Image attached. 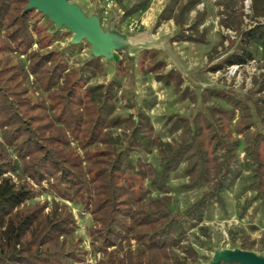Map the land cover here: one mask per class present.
Listing matches in <instances>:
<instances>
[{"label": "trees", "instance_id": "trees-1", "mask_svg": "<svg viewBox=\"0 0 264 264\" xmlns=\"http://www.w3.org/2000/svg\"><path fill=\"white\" fill-rule=\"evenodd\" d=\"M201 1L169 0L155 27L173 21L179 29L176 40L206 43V29L200 27L208 12H196L191 23L186 21ZM243 1L215 2L222 9L220 24L236 33L237 42L235 52L211 71L245 65L258 50L264 51V24L241 29ZM252 1L254 16L264 17V0ZM150 3L134 0L131 7L123 9V19L145 12ZM27 5V0H0V264H84V252L77 246L70 251L63 248L75 231L72 213L65 204L56 202L48 213L46 203L29 204L38 192L27 179L37 186L47 181L48 191L56 198L90 213L93 225L87 237L101 255L94 264L195 261V252L181 244L183 225L187 219L201 221L207 199L220 201V195L235 183L238 174L232 166L241 142L245 158L253 167L257 198L264 203V71L252 79V87L244 95L224 89L203 90L201 108L194 116L175 120L183 129L179 140L174 144L163 142L154 136L144 114L126 121L114 116L113 82L89 86L83 92L77 87L87 75L100 71L98 59L89 61L82 75H75L58 62L54 52L30 51L41 27L39 12L27 9ZM10 51L28 55L26 69L13 66L3 56ZM140 65L146 74L180 92V74L174 70L160 72L164 63L153 52L143 51ZM29 75L34 77L33 93ZM181 97L188 98L187 91H181ZM211 98L221 100L228 108L207 105ZM236 113L237 137L231 130ZM124 123L129 133L123 144L119 137H113L112 129ZM71 140L83 152L82 159L69 150ZM153 148L160 155L157 170L131 158L133 152ZM183 161L187 163L188 187L202 183L211 187L185 211L173 210L166 196L153 198L150 191L140 190L138 181L149 180L152 188L164 192L170 174ZM8 173L17 182L5 176ZM251 247L242 245L241 249Z\"/></svg>", "mask_w": 264, "mask_h": 264}, {"label": "rangeland", "instance_id": "rangeland-1", "mask_svg": "<svg viewBox=\"0 0 264 264\" xmlns=\"http://www.w3.org/2000/svg\"><path fill=\"white\" fill-rule=\"evenodd\" d=\"M168 1L151 0L145 12L123 19V9L131 7L134 0H69V4L77 6L97 25L100 31L98 37L90 32H87L91 34H88L89 37L75 36L76 33L64 24L56 26L48 15L36 9L40 14L41 33L39 37L35 36L30 51L40 54L54 52L58 62L75 75H82L85 65L93 59H98L101 64L100 71L94 76L84 75L86 77L77 82V87L83 92L89 86H106L113 82L116 106L114 116L126 121L136 120L138 114H144L154 129V136L163 142L174 144L183 131L181 125L175 121L176 118L189 120L194 116L201 108L200 95L203 90L224 89L244 95L251 89L252 79L264 71V51L258 50L254 59L245 65H228L219 71H211L213 66L222 63L236 50V33L220 24L219 12L222 9L215 4L216 0H202L186 17L189 24L196 12H208L200 27L206 29V43L196 44L176 40L179 29L173 21L155 27L157 17ZM243 2L241 29L248 30L257 24H264V17L254 16L253 1L251 0L252 13L249 15L243 12ZM145 50L153 52L157 60L164 63L160 72L174 70L180 74L183 81L180 92L175 93L170 86L163 85L153 74H146L141 69V55ZM3 56L19 68L26 69L29 64L27 54L10 51ZM29 81L33 93L36 86L33 84L32 75H29ZM181 91H187L189 97L182 98ZM190 94H194V97H190ZM213 103L228 108L216 98H211L207 105ZM237 123L236 113L231 125L235 137L237 135L234 127ZM127 133L129 129L125 123L121 128L112 129L113 137H119L123 144ZM243 147L241 142L235 152V162L232 166L238 174L235 183L220 195V201L207 199L201 221H185L181 244L189 246L196 255L195 261L188 259L183 264H215L225 252L239 250L264 257V203L257 198L253 167L245 158ZM69 150L78 158H83V152L75 141L71 140ZM131 158L139 159L155 170L159 169L160 155L155 148L133 152ZM186 167L187 163L183 161L170 174L162 194L150 186L149 180L138 181L140 190L150 191L153 198L166 196L173 210L183 212L211 190L208 183L188 187ZM11 177L17 182L14 176ZM132 177L135 178L134 175ZM27 181L38 192L29 204L46 203L48 207L45 213L50 211L54 202L65 204L74 216L75 231L63 245L64 250L70 251L77 246L84 252V264H94L98 261L101 255L93 249L87 237V231L93 225L90 213L77 204L56 198L48 191L47 181H43L41 186L29 179ZM49 183H52V180ZM242 245L252 247L243 250ZM177 254L186 256L180 252Z\"/></svg>", "mask_w": 264, "mask_h": 264}, {"label": "water", "instance_id": "water-1", "mask_svg": "<svg viewBox=\"0 0 264 264\" xmlns=\"http://www.w3.org/2000/svg\"><path fill=\"white\" fill-rule=\"evenodd\" d=\"M27 1H28L27 9H35V10L37 9L38 11L42 12L44 15H48L56 26H62L60 22L56 21V18L64 15H68L69 17H74V19L78 17L79 21H81L80 19L88 21V23L83 21L80 22L82 23L81 26L78 25L80 31L78 34H75V36H81V37H89V35L91 36V34L87 32H90L95 36H99L100 31L97 25L93 21L88 19L77 6L69 4L68 3L69 0H27ZM89 24L91 25V27ZM68 28L70 29V27ZM219 261H225L228 263H238V264H264V257L257 256L251 252L239 250V251L225 252L220 257ZM219 261H217L216 263H218Z\"/></svg>", "mask_w": 264, "mask_h": 264}, {"label": "bare ground", "instance_id": "bare-ground-1", "mask_svg": "<svg viewBox=\"0 0 264 264\" xmlns=\"http://www.w3.org/2000/svg\"><path fill=\"white\" fill-rule=\"evenodd\" d=\"M80 20L83 21V22L88 23V21H86V20H82V19H80ZM56 21L60 22L61 25L64 24V25L70 27V30H72L76 34H78L79 31H80L78 25L81 26V24H82V23H80L81 21H79L78 17L76 19H74V17H69L68 15L60 16V17L56 18ZM90 27H91V25H90Z\"/></svg>", "mask_w": 264, "mask_h": 264}, {"label": "built area", "instance_id": "built-area-1", "mask_svg": "<svg viewBox=\"0 0 264 264\" xmlns=\"http://www.w3.org/2000/svg\"><path fill=\"white\" fill-rule=\"evenodd\" d=\"M243 12L247 15L252 13V2L251 0H244Z\"/></svg>", "mask_w": 264, "mask_h": 264}]
</instances>
